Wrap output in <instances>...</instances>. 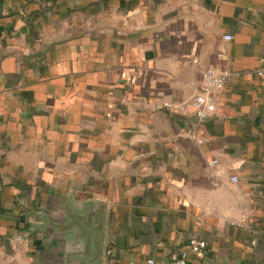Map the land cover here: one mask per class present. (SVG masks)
Wrapping results in <instances>:
<instances>
[{
    "label": "crops",
    "instance_id": "crops-1",
    "mask_svg": "<svg viewBox=\"0 0 264 264\" xmlns=\"http://www.w3.org/2000/svg\"><path fill=\"white\" fill-rule=\"evenodd\" d=\"M0 44V264H77L100 208L102 264H264V0H0Z\"/></svg>",
    "mask_w": 264,
    "mask_h": 264
},
{
    "label": "built area",
    "instance_id": "built-area-1",
    "mask_svg": "<svg viewBox=\"0 0 264 264\" xmlns=\"http://www.w3.org/2000/svg\"><path fill=\"white\" fill-rule=\"evenodd\" d=\"M227 41L232 40V36L227 35L225 37ZM1 48V44H0ZM260 76H264V69L258 71ZM229 75L228 73L218 72L215 68H208L203 74V81L200 89L196 96L185 105L186 108H189L193 114L194 120L201 124L205 121L211 119L217 110L216 97L217 94L222 92L228 82ZM167 108H171L167 105ZM217 161L211 163V165H216ZM233 182H237V177L232 178ZM249 217H245L247 221ZM207 247L205 241L192 239L189 242L188 251L181 253V256L174 255L172 258L176 264H187V260L191 255L202 253ZM145 264H166L163 261H157L155 259H148Z\"/></svg>",
    "mask_w": 264,
    "mask_h": 264
},
{
    "label": "water",
    "instance_id": "water-1",
    "mask_svg": "<svg viewBox=\"0 0 264 264\" xmlns=\"http://www.w3.org/2000/svg\"><path fill=\"white\" fill-rule=\"evenodd\" d=\"M104 221L105 210L103 208L87 215L69 214L66 227L61 226V228L66 230L64 232L72 231L73 228H79L81 229V238L76 235L77 240H86V245L82 252L72 253L69 255V260L77 264H102ZM58 228L61 229L59 225ZM93 245L96 247V256L94 258H92Z\"/></svg>",
    "mask_w": 264,
    "mask_h": 264
}]
</instances>
